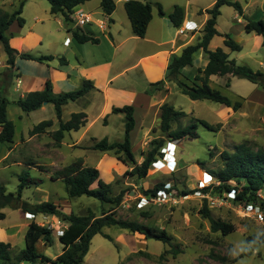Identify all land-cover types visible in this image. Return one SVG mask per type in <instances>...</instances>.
Masks as SVG:
<instances>
[{
	"label": "rangeland",
	"instance_id": "obj_1",
	"mask_svg": "<svg viewBox=\"0 0 264 264\" xmlns=\"http://www.w3.org/2000/svg\"><path fill=\"white\" fill-rule=\"evenodd\" d=\"M186 1L179 0L182 4ZM236 1L240 2L245 11V15L239 18L242 23L238 21V12L234 8L224 6L221 9L222 14L218 19L217 28L221 34H230L242 46V51L231 52L225 48L222 36L215 37L211 48L215 50L220 47L230 54V59L238 64L264 72V38L255 32L247 33L244 28L247 20H264V0ZM20 2L21 0H0V9L13 13L19 8ZM192 2L193 7L202 10L212 8L215 0H192ZM24 5L26 6V17L24 15L22 17L26 18L27 22L24 31L31 30L36 35L30 36L28 40L27 52L29 54L53 55L58 50L65 49L64 42L67 37L72 38V42L74 41L72 33L68 30L75 29L76 26L73 23L62 22L61 24L62 16L50 13L51 6L47 0H25ZM96 5V2H93L89 6H80V8L90 12L96 9ZM93 17L98 18L95 14ZM94 29L98 30L95 26ZM15 30H19L17 23L9 31ZM11 36L8 34L10 39ZM38 38L41 40L39 41ZM13 44L17 45V42L14 41ZM128 45L134 46V43L129 42ZM140 46L142 47L143 43ZM99 56H103V53H99ZM7 59L8 56L0 42V88L10 101L8 118L14 122L18 132L13 144H0V183L6 187L7 193L18 191V185L21 182L20 175L28 170L32 177L44 181L40 186H32L23 191L22 199L30 205L51 202L67 216L93 214L96 218H100L104 213H115L119 219L135 221L156 230L165 231L172 238V242L179 245L183 251L174 255L171 247L161 241L148 239L144 235L133 234L117 227H106L103 229V234L110 236L113 240L101 234L95 236L83 264H238L239 261H243L244 264H264V245L257 246L259 250H254L251 257L241 258L236 263H233V260L237 257L233 258L229 255L230 249L240 250L249 247L246 241L248 236L264 233V219L262 221L247 215L236 199L227 200L226 191L214 188L218 186V181L214 177L207 193L214 198L226 199L224 205L211 208L207 198L195 195L201 187L200 181L203 173L212 175L211 171H217L223 167L220 158L223 151H233L236 145L245 141L255 149H264V89L261 86L229 75L216 77L211 83L212 87L221 90L233 101H242L241 109L235 112L231 108L225 111L224 105L209 100H191L174 84L169 103L177 110L187 113L188 116L178 122H173L172 130L178 127L184 128L195 123L196 119H200L217 126L218 131H210L199 125L198 138L183 139L176 147L175 153L177 152L179 163L177 162L175 166L171 162V152L167 161H163L165 160L163 151H166L164 149H167L168 143L172 141H169L167 134L160 129L161 111H154L150 115L152 119L150 126L144 127L143 130L137 127L133 133L132 148L137 163L141 164L148 152L157 145L156 143L165 140L163 148L160 149L163 156L157 157L156 162L161 161L158 167H154L153 163L148 175L140 179L138 176L129 174L134 166L125 165L118 159L115 152H100L92 149V146L105 136L111 143L123 141V115H113L112 121L109 118L105 119L104 123L108 125H104L103 120L98 121L92 129V134L86 136L78 144L72 142L71 139L78 138L81 132L67 133V137L65 136L66 138L61 143L55 140L56 131L52 127L42 134L32 135L30 132L34 126L41 122L54 120L59 124V121L52 104H48L43 110L31 113H25L17 106L15 102L21 98L22 91L17 88V72L8 67ZM123 65L129 68V71L118 83L131 84L132 80V84L139 90L145 91L148 88V82L141 74L145 65L132 68L134 65L132 58L128 62H123ZM30 72L35 71L31 68ZM161 73L162 69L156 77L158 78ZM229 80L231 87L226 88ZM161 81L163 79H158L155 83ZM151 91L154 90L151 88ZM115 100L116 103L124 101L122 97L115 98ZM81 103L70 102L64 109L63 121L69 120L72 112H80ZM101 107L102 99L94 103L91 112L97 115ZM140 113V111L137 112L139 124ZM93 117L92 114L91 118ZM8 151L10 156L5 160L4 156ZM121 156L124 158L123 155ZM58 157L62 158L61 161L54 163L57 166H52L51 159ZM80 158L84 159L85 166L96 168L101 172V179L111 184L113 196L123 193V202L116 209L112 204L102 203L88 196L70 198L65 185L60 180H53L52 175L55 172ZM39 167H43V170ZM159 183H167L170 188L176 190H174L177 194L175 200L169 203L149 201L148 205L139 208L138 199L147 196L145 192ZM230 183L237 186L236 181ZM183 191H186V194H182ZM188 191L194 192L188 193ZM205 200H207V207L212 216L217 220L234 225L235 232L227 236H223L221 232H212L209 219L202 214ZM261 200L264 201V193L261 194ZM255 205L261 209L264 216V208L261 204ZM2 213L5 214V219L0 220V228L4 230L7 228V233H4L8 235L10 240L8 243L12 246L13 255H17L26 247L25 235L31 221L51 229L53 233V245L48 246L41 242L39 246L41 252L52 261L62 254L63 244L59 237L60 232L64 231L68 224L60 217L40 214L37 219H31L23 209L10 207L3 209ZM2 234L3 232L0 231L1 237H3Z\"/></svg>",
	"mask_w": 264,
	"mask_h": 264
},
{
	"label": "trees",
	"instance_id": "obj_2",
	"mask_svg": "<svg viewBox=\"0 0 264 264\" xmlns=\"http://www.w3.org/2000/svg\"><path fill=\"white\" fill-rule=\"evenodd\" d=\"M50 3V13L52 15H61L66 24L72 23L70 14L74 8L84 5L93 0H47ZM25 0H21L19 8L13 13L0 9V42L8 56L7 64L10 68L15 66V59L20 57L26 60L37 62L52 61L54 56H34L29 53H20L15 49L8 37L10 27L17 22L21 27L25 25V20L21 16L23 13ZM100 5L108 17L116 10L115 0H100ZM153 6L158 8L159 14L165 16L163 7L160 3L153 5L150 2L141 0H129L125 3V10L130 19L133 33L145 38L150 22L153 18ZM224 6L234 8L239 15L244 14L243 6L236 0H215L212 8L200 14L206 13L209 18L203 29V36L195 45L186 47L181 55H172L166 72L164 81L152 84L153 90H159L165 82H174L180 89L181 93L188 96L191 100L202 101L209 100L217 104L225 105L237 112L241 109L242 101H233L224 95L221 90L211 86V77L231 76L239 79H245L253 84H257L264 89V72L254 70L247 65H240L235 60L230 59V54L222 48L210 50L209 45L214 37L222 36L224 46L231 52H241L242 46L234 40L230 34H221L218 29V19L221 16V9ZM169 19L177 28L181 27L184 20V10L180 6H176L174 11L169 15ZM247 33L255 32L264 38V20H247L245 25ZM72 37L81 44L99 42L98 39L88 35L83 29H69ZM203 50L208 55V63L204 69H199L193 79L186 77L182 70L194 66V57L198 51ZM62 64H67V60L60 58ZM231 87V81H227L226 88ZM94 83L90 80H84L82 86L74 91L56 94L53 91L50 82L46 88L40 91H34L21 97L15 103L25 113H31L41 109L45 104H52L55 108L56 117L59 121V129L55 132L54 138L61 143L67 133L77 132L87 124V114L84 112L72 114L70 120L63 121V108L70 102H76L87 96L95 90ZM10 101L3 94L0 88V144H13L16 135V126L13 121L8 118V106ZM161 124L160 129L166 133L169 141L182 139H196L198 135V126L201 125L210 131L217 132L218 127L210 124L205 120L196 119V122L175 130H172V123L178 122L180 119L188 116L182 110H177L173 105L165 103L160 108ZM113 114H123L125 116V130L122 142H109L104 138L92 146L93 150L100 152H115L116 156L125 165H133L134 168L129 174L138 176L140 179L145 178L153 163L157 161L158 156H163L160 149L163 148L164 141L156 143L154 149L150 150L141 164H138L132 149L131 133L136 127L135 108L132 105L123 107H114ZM53 121L46 120L36 125L30 132L32 135L42 134L46 129L52 127ZM123 155L124 158L121 156ZM223 167L217 171H211L212 176L220 182L219 186H215L220 191H235V199L237 202L247 204H261L264 208V201L261 200L260 194L264 193V149H255L247 141L235 146L233 151H223L220 155ZM43 170V167H39ZM53 180H60L66 188L70 198H80L88 196L99 200L102 203H109L116 209L122 202L123 193L113 196L111 184L101 179V172L93 167L84 166L83 159H78L74 163L68 165L64 169L55 172L52 175ZM20 184L16 193H7L6 187L0 183V220L5 219L2 210L10 207L13 209H23L25 212L34 215L40 214L55 215L67 223L68 226L64 230L62 236L59 237L63 244V252L55 260H51L40 250V243L52 246L54 237L51 229L39 225L32 221L26 231L25 243L26 247L17 255H13L10 243L0 242V264H83L84 259L89 253L92 240L95 236L101 234L113 240L110 236L103 234L106 227H117L133 234L144 235L148 239H156L171 247L174 255H178L183 251L179 245L172 242V238L165 232L159 231L152 227L139 224L135 221L119 219L115 213L103 214L100 218H96L93 214L88 216L65 215L61 213L58 206L51 202H43L36 205H30L23 201V191L32 186H40L44 183L42 179L34 178L28 170L23 171L20 175ZM231 181H236L237 186L231 185ZM96 185V187H93ZM165 183H159L153 189L145 192L147 196H156L159 190L165 188ZM187 191V190H186ZM186 191H183L184 194ZM209 188L204 189L208 192ZM194 191H188V193ZM186 194V193H185ZM204 217L209 219L211 230L214 233L221 232L223 236H227L235 232V226L215 219L207 207L205 200L204 209H202ZM247 244L250 246L264 245V233L259 235H251L247 237ZM248 248V247H247ZM247 248L245 250H247ZM254 251V250H253ZM253 251L241 253L233 260L236 263L244 257H251ZM258 254V252H257Z\"/></svg>",
	"mask_w": 264,
	"mask_h": 264
},
{
	"label": "crops",
	"instance_id": "obj_3",
	"mask_svg": "<svg viewBox=\"0 0 264 264\" xmlns=\"http://www.w3.org/2000/svg\"><path fill=\"white\" fill-rule=\"evenodd\" d=\"M127 1L129 0H115L116 10L110 17L105 15V13L103 12L100 5V0H93L85 3L84 5H81L89 6L90 4H93V2H96V9L90 10V12L98 16V18H106L110 21L107 33H103L95 25L87 26L83 29L88 35H91L99 40L97 44L91 42L81 44L78 43L75 39L72 42L71 39L69 45L65 44L64 42L65 49L58 50V52H55V54L52 55L55 57V59L52 61L40 63L37 61L26 60L17 57L15 59V66L11 68L12 71L17 72V88L22 91L20 97H24L30 92L44 90L48 82L51 83L53 91L56 94L76 90L82 86L84 80H90L94 83L96 89L90 92L84 98H81L75 102H82L81 111L72 112L70 114V118L74 113L84 112L87 114L86 126L77 131L81 132L79 137L71 139L72 142L74 141V143L76 144L81 143L86 136L92 134V129L98 121L103 120V124L108 125L104 123L105 119L109 118L110 121H112L113 115H123L113 114L112 110L114 107L132 105L135 108L136 127L131 133V142L133 138V133L135 132L137 127L142 130L144 129V127H149L152 121L150 115H152V113L156 110L157 112H159L163 104H170L169 99L171 97V93L175 83L166 81L165 84L159 90L154 91H151L152 84L155 83V81H157L158 79H163V81L166 79V72L172 55H181V53L186 47L190 45H195L200 41L201 37L203 36L204 26L209 18L208 14L199 13L200 11L205 12L207 9H196L195 7H193L192 0H187L185 4L180 3L179 0H167L166 2H164V0H141L143 2H150L153 5H156V3H160L163 7L165 16H161L159 14L158 8L156 6H153V18L149 24L147 34L145 38H140L133 33L130 19L125 10V3ZM176 6H180L184 10L183 24L179 28L175 27L169 19V15L174 11V8ZM23 15L24 17H26L25 5L23 7V13L21 16ZM244 15L245 11L242 16ZM237 16L238 21H240L239 18H241L242 16L239 15V13ZM24 20L25 25L23 27H21L17 22H15L18 24L19 30H15L12 32L8 31L7 33L9 35H12L10 39L11 45L20 53H28V40L30 36L35 35V33H33L31 30L24 31L27 25L26 18H24ZM62 22H64L63 17L60 23L62 24ZM240 22L242 23V21ZM187 23H194L198 26L199 29L195 32H187L181 35L179 33V30L183 28V26ZM13 25L10 27L9 30H11ZM94 26L98 30L94 29ZM214 39L215 37L209 45L210 50H213L211 48V45ZM38 40L40 41L41 38H38ZM14 41L17 42V45L13 44ZM129 42H133L134 46L128 45ZM141 43H143L142 47L140 46ZM139 49L141 50L139 51ZM99 53H103V56H99ZM62 57L67 60V64H62L60 62V58ZM131 58L134 60V65L132 68L145 65V67H143L141 71L142 76L145 77L146 81L148 82V88L145 89V91L139 90L134 84H132V80L130 81L131 84L118 83L120 79L124 78L126 76V73L129 71V68L124 67L123 62H128ZM208 60V55L203 50H200L194 57V66L183 69L182 73L188 78L193 79L200 68H205L208 63ZM31 68H33L35 72L31 73ZM161 69L162 73L157 78L156 76ZM216 77L217 76L211 77V83L215 81ZM121 97L122 100L124 99V101H118V103H116L115 98ZM101 99V110L97 115H94V113L91 112V108L94 103L100 101ZM68 105L69 104H67L66 106ZM46 106H48V104H45L39 110H43ZM66 106H64L63 108V115ZM226 109L229 108L226 107L225 111ZM138 111L141 112L140 124L137 120ZM92 114L94 116L93 118H91ZM52 121V128H55L54 130L57 131L59 129V124H57L54 120ZM66 121L68 120H65V122ZM122 121H124L122 128L125 130L124 115ZM147 133L148 132H146V134ZM17 135L18 132L16 131L15 136ZM173 150L174 149H172L171 151L172 160H174L173 155H175V160L179 163V158H177L176 155L177 152L174 154ZM9 156L10 152L8 151L7 154L4 156L5 160L8 159ZM61 159V157L51 159L52 166H57L54 163L57 161H61ZM37 217L38 216L34 218L37 219ZM6 230L0 228V231L3 232V237L0 236V241L8 243L10 240L8 239V235H6Z\"/></svg>",
	"mask_w": 264,
	"mask_h": 264
},
{
	"label": "built area",
	"instance_id": "obj_4",
	"mask_svg": "<svg viewBox=\"0 0 264 264\" xmlns=\"http://www.w3.org/2000/svg\"><path fill=\"white\" fill-rule=\"evenodd\" d=\"M122 1V0H121ZM70 19L72 21V23L76 26V28H81L84 29L87 26H92L95 25L97 26L103 33H107L108 29H109V25H110V21L106 18H97L95 19L93 17V14L90 12L85 11L84 9L80 8V6L74 8L73 12L70 14ZM199 28L196 24L194 23H187L186 25L183 26V28H181L179 30V33L181 35L187 33V32H195L197 31ZM70 37L67 38V40L65 41V44L69 45L71 42ZM20 83V81H19ZM183 141L182 140H173L172 142L168 143V148L164 149L166 151L165 152V160L163 161H167V157L169 156V153L173 150L174 154H175V150L176 147H178L180 145V143ZM173 159L175 160V155H173ZM171 158V162L174 163V165L176 166V160L174 161ZM161 161L158 162H154V167H158V163H160ZM170 162V161H168ZM173 165V166H174ZM201 181H200V188H198V190L195 192V195L198 197H203V198H207L209 200V205L211 208H215L221 205H224L227 200H234L235 199V191H230V192H226V199H219V198H214L210 193L205 192L204 193V189L206 188H210V184H212V178L213 176L210 175L209 173H203V176L201 177ZM218 186L220 185V182L217 183ZM175 189L170 188L169 185H165V188L163 190H159L157 192L156 196H142L138 199V207L139 208H143L144 206L149 204V201L152 202H163V203H169L175 200V198L177 197L176 194V190ZM178 192V191H177ZM188 197V196H187ZM261 197V194H260ZM221 200V201H220ZM239 206L241 207V209L247 213V215L249 214L250 216H253L255 218H258L260 220L263 221L264 216L262 214L261 209L256 206L255 204H247L244 202H239ZM29 217L33 219L35 216L28 213L27 214ZM64 233V231L60 232V236H62Z\"/></svg>",
	"mask_w": 264,
	"mask_h": 264
},
{
	"label": "clouds",
	"instance_id": "obj_5",
	"mask_svg": "<svg viewBox=\"0 0 264 264\" xmlns=\"http://www.w3.org/2000/svg\"><path fill=\"white\" fill-rule=\"evenodd\" d=\"M253 250H255V251L259 250L258 247L255 246V243H253L252 246L248 247L247 250H245V249H240V250H232V249H230L229 250V255H230V257L235 258V257H238L241 253H245V252L253 251ZM238 264H244V262L243 261H239Z\"/></svg>",
	"mask_w": 264,
	"mask_h": 264
}]
</instances>
